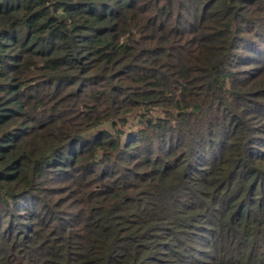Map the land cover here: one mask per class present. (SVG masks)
Masks as SVG:
<instances>
[{
    "label": "trees",
    "instance_id": "obj_1",
    "mask_svg": "<svg viewBox=\"0 0 264 264\" xmlns=\"http://www.w3.org/2000/svg\"><path fill=\"white\" fill-rule=\"evenodd\" d=\"M0 264H264V0H0Z\"/></svg>",
    "mask_w": 264,
    "mask_h": 264
}]
</instances>
